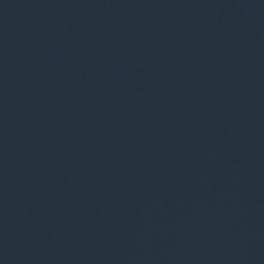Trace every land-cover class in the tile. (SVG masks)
<instances>
[{
	"label": "water",
	"instance_id": "obj_1",
	"mask_svg": "<svg viewBox=\"0 0 264 264\" xmlns=\"http://www.w3.org/2000/svg\"><path fill=\"white\" fill-rule=\"evenodd\" d=\"M0 264H264V0H0Z\"/></svg>",
	"mask_w": 264,
	"mask_h": 264
}]
</instances>
